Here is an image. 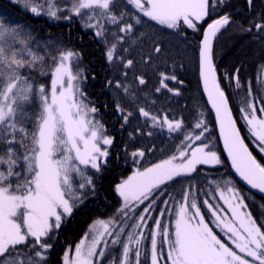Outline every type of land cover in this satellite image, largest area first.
Masks as SVG:
<instances>
[{
    "label": "snow or ice",
    "instance_id": "6c2138e0",
    "mask_svg": "<svg viewBox=\"0 0 264 264\" xmlns=\"http://www.w3.org/2000/svg\"><path fill=\"white\" fill-rule=\"evenodd\" d=\"M248 2L251 4L252 0ZM23 4L35 16L61 18L57 13L63 9L55 0H23ZM126 4L148 20L181 32L185 28L200 31L199 25L209 16V8L214 7L213 0H126ZM113 8L114 0H70L67 11L82 19L87 17L86 27L96 29V35L102 37L105 32L102 20L110 24L123 20L124 14L117 16ZM134 19L137 24L142 23L140 17ZM229 23L225 15L208 23L203 31L200 77L215 112L231 167L251 189L264 194V163L245 143L213 63V38ZM255 27L264 28V23H257ZM119 30L131 33L133 25L126 23ZM21 36L17 27L0 21V264H46L56 230L82 202L83 190L92 186V178L86 170L100 171L109 155L101 145L110 146L113 141L105 134L104 126L94 119L92 114L97 109L84 99L79 66L73 71L72 62L79 59V53L60 52L53 66L40 73L50 76V88L44 84L34 87L35 77L22 70L35 69L43 58L36 56ZM114 51L115 45L107 52L109 61ZM154 51L160 53L161 49L156 47ZM132 63L128 60L125 66L131 67ZM139 83L143 85L145 80L141 78ZM116 86L121 87L119 83ZM161 86L167 87L163 80ZM123 91L127 93L128 87ZM34 98L39 104L32 117L26 105ZM240 112L248 133L254 138L255 148L264 155V106L259 108L261 115H258L256 105L245 100ZM140 114L150 119L153 127L166 125L169 133L180 132L181 146L176 154L143 171L137 170L117 185L115 191L123 203L116 215L90 226L88 234L75 246L74 254L71 249L65 251L62 264H101L110 245L122 247L119 264H130L133 251L130 245L133 244L136 245L135 264H141L145 237L136 230L147 226L146 214L157 198L156 190L190 175L200 165L214 168L223 164L218 152L204 142L208 128L202 118L196 120L190 131H185L183 121H170L167 117L160 121L143 108ZM132 155L142 158L145 153L139 151ZM213 191L223 204L205 199L200 205L194 197L189 202L191 193H183V203L176 211L174 232L159 219L154 220L155 228L150 233V264H161V261L164 264H264V223L258 224L247 210L245 195L231 180L222 185L217 183ZM145 201L149 203L142 210L144 214H139L138 222L131 225L133 230L127 233L125 242L121 237L129 227L131 216L128 214H135V207ZM209 214L222 236L206 222ZM158 237H163L160 243L168 246L166 256L158 249Z\"/></svg>",
    "mask_w": 264,
    "mask_h": 264
},
{
    "label": "trees",
    "instance_id": "16d2710c",
    "mask_svg": "<svg viewBox=\"0 0 264 264\" xmlns=\"http://www.w3.org/2000/svg\"><path fill=\"white\" fill-rule=\"evenodd\" d=\"M213 2L214 7L209 8V16L199 25L200 31L185 28L181 32L179 29L162 27L147 18H140L142 23L137 24L134 17L138 16L126 4V0H114V14H124L119 23L121 27L126 23L133 25L130 34H121V45L126 54L133 52L137 58L132 61L131 67H126L129 59L124 56L120 62L122 70L110 65L105 57L106 48L119 40L117 36H109L118 24L111 26L109 34L105 30L101 37L96 35L93 31L95 29L86 27L87 17L82 19L69 12L63 14L70 7V0H55L63 9L57 13L61 17L59 19L33 15L25 9L23 0L20 3L0 0V21L6 26L17 27L22 32L21 38L28 41L31 51L43 58L35 69L22 70L26 75L35 77L34 87L44 84L49 88L50 76L41 75V71H48L60 52L74 50L79 53V59L72 62L73 70L76 71L79 66L81 91L85 101L88 102L89 97L93 102L95 100L96 103H102V108L95 107L97 112L94 117L103 123L106 135L105 122L111 124L115 131L114 136H110L113 143L109 146L106 163L101 166L100 171L91 173L92 186L83 190L82 202L73 209L71 216L63 220L60 229L56 230L46 264H62L65 251L80 241L94 220L109 217L116 211L120 205L116 185L126 176L135 169L150 167L177 153L183 140L182 134L169 133L165 126L153 127V122L140 114L141 108L157 118L183 121L185 131H190L196 120L202 118L208 128L204 134V142L217 151L223 160L222 165L214 168L204 166L190 175L172 181L167 188L173 194L175 202L183 199L185 191L191 193L189 201L194 197L200 205L205 199L214 202L217 200V194L213 191L216 184L222 185L224 181L231 180L245 195L247 210L252 213L253 218L258 224L264 223V199L241 187L230 172L199 72L202 33L208 23L227 15L230 23L221 29L213 43L217 79L229 99L246 143L257 159L264 163V156L253 147L254 138L248 133L243 113L240 112L245 100L255 103L254 97L264 96L261 81V73L264 71V28L257 30L255 27L257 23H264V0H252L251 4L248 0ZM63 23L71 26L65 27ZM101 23L106 25L108 22L102 20ZM156 47L161 49L160 53L154 51ZM165 76L169 79L165 80ZM173 76L174 80L171 79ZM141 78L145 80L143 85L139 83ZM118 79L122 81L119 88L115 83ZM162 80L167 87L161 86ZM124 87H128L127 93L123 91ZM93 90H97L95 98L89 94ZM38 104V99L34 98L32 103L26 105L29 116L36 115ZM120 124L123 126L122 130ZM196 144L199 145L200 142L197 141ZM139 151L145 153L144 157L132 155ZM210 192L212 195H208Z\"/></svg>",
    "mask_w": 264,
    "mask_h": 264
},
{
    "label": "rangeland",
    "instance_id": "374dc122",
    "mask_svg": "<svg viewBox=\"0 0 264 264\" xmlns=\"http://www.w3.org/2000/svg\"><path fill=\"white\" fill-rule=\"evenodd\" d=\"M131 6V5H130ZM132 7V6H131ZM133 8V7H132ZM134 9V8H133ZM134 14L136 16L140 15L142 16L141 13H138L135 9H134ZM143 17V16H142ZM147 18V17H145ZM154 22V21H153ZM94 23V22H92ZM155 23V22H154ZM161 26V25H160ZM163 27V26H162ZM94 29V28H93ZM172 30H175V29H172ZM124 32H121V34H123ZM126 35V33H124ZM127 34H130V33H127ZM261 81L263 83V90H264V71H262L261 73ZM47 88V87H46ZM50 88V87H49ZM263 99H264V96L263 97H254V100H256V102L254 103V101L252 103H254L257 107V114L258 115H261L259 113V108L264 106V102H263ZM90 106V105H89ZM93 115V114H92ZM94 117V115H93ZM165 117L163 118H157L158 120L160 121H163ZM95 120H97L96 118H94ZM99 121L102 125L103 123L100 121V120H97ZM172 121V120H170ZM104 126V125H103ZM165 127L167 128V126L165 125ZM108 136V135H107ZM110 137V136H109ZM111 138V137H110ZM253 147L255 146L254 144V141H253ZM103 148H106L107 151L109 152V146L107 145H101ZM255 151L257 153H259V151L255 148ZM260 154V153H259ZM262 155V154H260ZM264 156V155H262ZM160 162V161H159ZM158 163V162H157ZM104 164V163H103ZM101 164V166L103 165ZM204 166H207V165H200L197 167L198 168H201V167H204ZM83 167V166H82ZM208 167V166H207ZM137 170H140V171H143V169H135L133 172H131L128 176H126L121 182H123L124 180H126L129 176H131L134 172H136ZM87 173L88 175L91 176V173L93 171H96L94 169H91V168H88L87 170ZM79 178H77L78 180ZM120 182V183H121ZM172 182V181H170ZM168 182L167 184L165 185H161V188L160 189H157L156 190V193L158 194L157 195V198L155 199V202L152 204V207L149 209V212L146 214V227H143L141 229H137L136 231L137 232H143V235L145 237V239L142 241V254H141V257H140V261H141V264H146L145 263V260H146V257L148 258L147 262L148 264H150V251H151V244H150V233L152 230H154L155 228V225H154V220L156 219H159L161 221V223L165 226H167L170 230V232H174V225H175V219H176V211L179 209L180 205L183 203V199L181 200L182 202H177L176 206L177 207H173V203L172 202H175L173 198V194L171 193L170 190H168L167 188V185L170 183ZM119 183V184H120ZM117 184V185H119ZM116 185V187H117ZM159 193H162V194H159ZM119 195V194H118ZM120 198V205L118 206V208L116 209V211L109 217H105L103 219H96L94 220L90 226H92L96 221L98 220H104V221H107L109 218L113 217L116 215L117 213V210L122 206V198L119 196ZM166 202V203H165ZM190 202V201H189ZM149 203V201H145L144 204H140L139 206L135 207V214L133 213H129L128 215L131 216V219L128 220V225L129 227L125 228V235L121 237L122 240H124L126 242V236H127V233L131 232L133 229L131 228V225L133 223H136L138 222V215L139 214H144L142 212V210L145 208V206ZM214 203H220V204H223V201H215ZM203 212H207V208L204 207L203 208ZM230 215V214H229ZM212 221V218L209 215L206 216V222L209 223V226L213 228L214 232H216L217 234L219 235H223L222 233H220V230L218 228L215 227V225L211 222ZM63 222V221H62ZM90 226L88 227L86 233L84 234V236L86 234H88L89 232V228ZM83 236V237H84ZM82 237V238H83ZM81 238V239H82ZM80 239V241H81ZM163 237H158V249L161 250L163 252V255L166 256L167 255V250H168V246L166 244H161L160 241H162ZM79 241V242H80ZM78 242V243H79ZM77 243V244H78ZM75 244L74 246L68 248L67 250L71 249L72 250V254H74V249H75V246L77 245ZM23 247V246H21ZM130 247L133 249L132 253H130V264H135V256H134V251H135V248H136V245H130ZM121 254H122V247L117 245V246H111L109 247V249L107 250L106 252V257L104 259V261L101 262V264H119V261L121 259ZM161 264H164L163 261H161Z\"/></svg>",
    "mask_w": 264,
    "mask_h": 264
},
{
    "label": "bare ground",
    "instance_id": "6f19581e",
    "mask_svg": "<svg viewBox=\"0 0 264 264\" xmlns=\"http://www.w3.org/2000/svg\"><path fill=\"white\" fill-rule=\"evenodd\" d=\"M69 7H67L66 8V10H64V11H66V12H64L63 14H66V13H68V11H67V9H68ZM65 17V16H64ZM148 19V18H147ZM64 22H65V20H64ZM67 22V21H66ZM95 23V22H94ZM63 25L65 26V27H69V26H71V25H69V24H67V23H63ZM113 24H109V23H107L106 25H104V28H105V30H107L106 31V33L107 34H109L110 33V28H111V26H112ZM60 28V27H59ZM74 28V27H73ZM121 28V25L120 24H118L117 25V27H116V29L112 32V33H110L109 34V36H117L118 38H119V40L118 41H115V42H113L110 46H109V48H106V54H105V57H106V59H107V62L110 64V65H113L115 68H119V69H122L123 68V66L121 65V61H122V59H123V57L124 56H126L129 60H132V61H134L135 60V58H136V54L135 53H130V54H126V51H125V48L121 45V40H123V39H121V37H122V35H121V31L119 30ZM93 29V28H92ZM96 30V29H95ZM95 30H93L94 32H96ZM123 38V37H122ZM113 45H115V51H114V54H113V59L111 60V61H109L108 60V58H107V52H108V50L110 49V48H112V46ZM69 50H71V49H69ZM72 51H74V50H72ZM75 52V51H74ZM137 59V58H136ZM123 70V69H122ZM74 71V70H73ZM94 73V72H93ZM95 76V75H94ZM115 83L117 84V83H119L120 85L122 84V81H121V79H118L117 81H115ZM80 89H81V82H80ZM94 91V90H93ZM90 92L89 94H91L92 96H90V97H93V98H95L94 97V95L97 93V90H95L94 92ZM88 104L90 105V107H92V106H94V107H96V106H98V108H102V106H104L102 103H100V102H95V100H94V102L93 101H91L92 99L91 98H89L88 97ZM117 120V123H118V119H116ZM113 122H114V119H113ZM105 124V129L107 130V135L108 136H114V133H115V131H114V129H113V127H112V125L111 124H109V123H104ZM120 128H121V130H122V128H123V126H122V124H120Z\"/></svg>",
    "mask_w": 264,
    "mask_h": 264
},
{
    "label": "water",
    "instance_id": "95a60500",
    "mask_svg": "<svg viewBox=\"0 0 264 264\" xmlns=\"http://www.w3.org/2000/svg\"><path fill=\"white\" fill-rule=\"evenodd\" d=\"M205 30H206V29H205ZM214 38H215V37H214ZM214 38H213V42H214ZM200 47H201V44H200ZM200 78H201V77H200ZM201 83H202V87H203V82H202V80H201ZM203 91H204V89H203ZM204 94H205V97H206L207 102H208L207 94H206L205 92H204ZM208 104H209V107H210V109H211V111H212L214 117H215V112H214V110L212 109L211 104H210L209 102H208ZM229 107H230V105H229ZM233 117H234V116H233ZM234 119H235V118H234ZM215 123H216L217 132H218L219 139H220L221 148H222L223 153H224V156H225V158L227 159V162H228V164H229V166H230V168H231V173L234 175V177L236 178V180H237V181H238V182H239L244 188H246V189L250 190L251 192L255 193L256 195H258V196L264 198V194L260 193L258 190L251 189V188H250V187H249L244 181H242V180L239 178L238 174H236V173H235V170L231 167V161L228 159V157H227V153L224 151V148H223V141H222V139L220 138L219 125H218V123L216 122V117H215ZM237 127H238V125H237Z\"/></svg>",
    "mask_w": 264,
    "mask_h": 264
},
{
    "label": "flooded vegetation",
    "instance_id": "af4514ba",
    "mask_svg": "<svg viewBox=\"0 0 264 264\" xmlns=\"http://www.w3.org/2000/svg\"><path fill=\"white\" fill-rule=\"evenodd\" d=\"M94 78V77H93ZM89 90H91V89H89Z\"/></svg>",
    "mask_w": 264,
    "mask_h": 264
}]
</instances>
